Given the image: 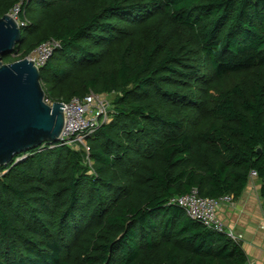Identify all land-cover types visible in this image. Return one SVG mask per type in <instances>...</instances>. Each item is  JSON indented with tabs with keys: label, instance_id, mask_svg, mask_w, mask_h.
<instances>
[{
	"label": "trees",
	"instance_id": "1",
	"mask_svg": "<svg viewBox=\"0 0 264 264\" xmlns=\"http://www.w3.org/2000/svg\"><path fill=\"white\" fill-rule=\"evenodd\" d=\"M15 10L4 63L56 40L46 98L113 96L112 119L88 152L45 142L0 166V264H247L170 201L236 200L253 172L264 201V0H0Z\"/></svg>",
	"mask_w": 264,
	"mask_h": 264
},
{
	"label": "water",
	"instance_id": "2",
	"mask_svg": "<svg viewBox=\"0 0 264 264\" xmlns=\"http://www.w3.org/2000/svg\"><path fill=\"white\" fill-rule=\"evenodd\" d=\"M10 14L0 18V166L45 142L59 143L65 127L64 105L45 102L40 68L28 57L4 64L21 40Z\"/></svg>",
	"mask_w": 264,
	"mask_h": 264
},
{
	"label": "built area",
	"instance_id": "3",
	"mask_svg": "<svg viewBox=\"0 0 264 264\" xmlns=\"http://www.w3.org/2000/svg\"><path fill=\"white\" fill-rule=\"evenodd\" d=\"M15 12L18 14V10H15ZM58 47L59 43L56 40H48L42 43L28 58L38 68H41L48 62ZM108 97L107 95L90 92L83 98L74 97L69 102H60L64 105L65 127L61 141L59 143H50L51 147L68 145L74 148L82 147L88 152V136L93 135L102 123L110 122L112 119L110 112L111 103ZM45 102L50 106L56 103L46 98V96ZM25 157L18 158L16 162ZM252 177H257L256 172L252 173ZM234 202V197L231 195H226L219 199L203 197L195 188L190 193L175 197L170 201L171 204H176L183 208L191 219L199 221L217 232L226 234L235 242H239L241 236L228 230L218 215L221 205H234Z\"/></svg>",
	"mask_w": 264,
	"mask_h": 264
},
{
	"label": "crops",
	"instance_id": "4",
	"mask_svg": "<svg viewBox=\"0 0 264 264\" xmlns=\"http://www.w3.org/2000/svg\"><path fill=\"white\" fill-rule=\"evenodd\" d=\"M218 215L228 230L241 236L247 264H264V201L259 179L252 177L234 205H221Z\"/></svg>",
	"mask_w": 264,
	"mask_h": 264
},
{
	"label": "rangeland",
	"instance_id": "5",
	"mask_svg": "<svg viewBox=\"0 0 264 264\" xmlns=\"http://www.w3.org/2000/svg\"><path fill=\"white\" fill-rule=\"evenodd\" d=\"M10 15H14L17 22L20 25H22L23 22L20 19H18V14L15 11L10 13ZM14 58L17 59V56H14ZM2 62L4 63V60ZM237 79H238V76L229 75L222 81V83L226 86V88H229L230 86H233L236 83H238ZM214 83L215 82H212V80L210 82H203L202 83V85H204V86L199 90V94L197 97L198 102L200 103V104L198 103V105L201 106L202 109H205V107H206V103L204 102L205 99L212 98V99H215L216 101L218 99V89H220V87L215 85ZM108 99L111 103L113 100V96H109ZM112 110H113V108H112ZM1 174L2 173L0 171V175Z\"/></svg>",
	"mask_w": 264,
	"mask_h": 264
},
{
	"label": "bare ground",
	"instance_id": "6",
	"mask_svg": "<svg viewBox=\"0 0 264 264\" xmlns=\"http://www.w3.org/2000/svg\"><path fill=\"white\" fill-rule=\"evenodd\" d=\"M11 16L15 18V16H14V15H11Z\"/></svg>",
	"mask_w": 264,
	"mask_h": 264
}]
</instances>
